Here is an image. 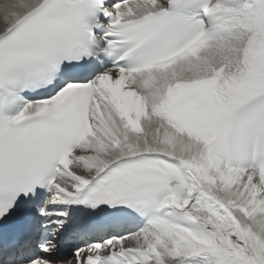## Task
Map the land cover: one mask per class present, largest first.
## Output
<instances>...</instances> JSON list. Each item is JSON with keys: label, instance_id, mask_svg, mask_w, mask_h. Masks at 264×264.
<instances>
[{"label": "snow or ice", "instance_id": "obj_1", "mask_svg": "<svg viewBox=\"0 0 264 264\" xmlns=\"http://www.w3.org/2000/svg\"><path fill=\"white\" fill-rule=\"evenodd\" d=\"M0 264H264V0H0Z\"/></svg>", "mask_w": 264, "mask_h": 264}]
</instances>
